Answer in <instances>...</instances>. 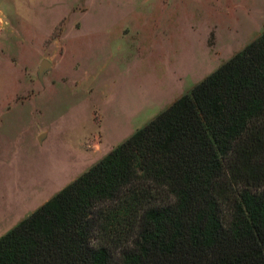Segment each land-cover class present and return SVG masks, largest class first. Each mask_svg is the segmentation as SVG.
Returning <instances> with one entry per match:
<instances>
[{"label": "rangeland", "instance_id": "1", "mask_svg": "<svg viewBox=\"0 0 264 264\" xmlns=\"http://www.w3.org/2000/svg\"><path fill=\"white\" fill-rule=\"evenodd\" d=\"M263 31L264 0H0V237Z\"/></svg>", "mask_w": 264, "mask_h": 264}, {"label": "trees", "instance_id": "2", "mask_svg": "<svg viewBox=\"0 0 264 264\" xmlns=\"http://www.w3.org/2000/svg\"><path fill=\"white\" fill-rule=\"evenodd\" d=\"M0 264H264V31L2 235Z\"/></svg>", "mask_w": 264, "mask_h": 264}, {"label": "water", "instance_id": "3", "mask_svg": "<svg viewBox=\"0 0 264 264\" xmlns=\"http://www.w3.org/2000/svg\"><path fill=\"white\" fill-rule=\"evenodd\" d=\"M50 66V62L46 59L42 60L38 69V76L41 77L44 71Z\"/></svg>", "mask_w": 264, "mask_h": 264}]
</instances>
